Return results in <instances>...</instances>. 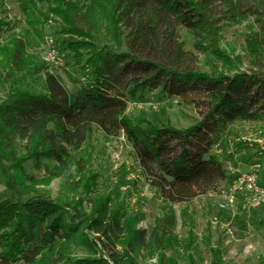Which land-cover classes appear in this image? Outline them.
Instances as JSON below:
<instances>
[{
    "label": "trees",
    "instance_id": "1",
    "mask_svg": "<svg viewBox=\"0 0 264 264\" xmlns=\"http://www.w3.org/2000/svg\"><path fill=\"white\" fill-rule=\"evenodd\" d=\"M40 2L63 20L65 34L76 37L66 48L88 75L70 92L47 69L42 91L15 88L0 102V264H140L137 249L147 232L137 227L138 215H127L122 204L112 206L110 194H95L91 211L79 218L75 205L61 203L39 187L51 183V176L37 179L24 165L61 163L68 148H81L96 131L106 138L124 134L142 176L163 203L187 205L216 191L228 177L224 162L213 152L217 141L238 120L264 119V0H87L83 5L75 0H21L26 21L35 30L43 23ZM222 16L236 24L252 18L258 25L256 30L250 27L247 39L248 71L241 70L243 57H230L219 47ZM100 20L106 22L115 47L96 43ZM9 27L0 20V40ZM180 28L191 31L195 48L224 68L206 72L191 67ZM28 46L25 37L8 36L0 48V84L7 81L3 73L14 76L27 68ZM152 91L192 105L199 121L179 129L127 115L129 100ZM18 139L27 140L21 155ZM187 216L191 214L184 207V223ZM176 224L170 209L151 230L158 264H180L174 254H166L174 247ZM260 224L264 226V214ZM79 236L96 251L103 247L104 254L76 257L73 245ZM194 240L190 229L187 264H197L190 252ZM32 241L36 244L30 254ZM210 251L212 264H225L220 247Z\"/></svg>",
    "mask_w": 264,
    "mask_h": 264
},
{
    "label": "rangeland",
    "instance_id": "2",
    "mask_svg": "<svg viewBox=\"0 0 264 264\" xmlns=\"http://www.w3.org/2000/svg\"><path fill=\"white\" fill-rule=\"evenodd\" d=\"M75 1L80 5L87 2ZM37 8L44 13V17L43 23L35 30L26 21L21 0H0V20L10 25L5 33H1L0 48L12 33L25 37L29 45L26 58L28 69L17 72L14 76L3 73L7 81L0 84V102L6 101L15 88L42 91L47 69L57 75L70 92L77 91L86 81L88 72H82L73 52L66 48L67 42L76 40V37L63 32L66 27L63 20L50 13L47 4L40 2ZM253 23L250 18L242 24H236L227 16H222L218 21L221 28L219 47L230 57L238 55L244 58L242 71H248L250 66L246 44L250 27L258 29V25ZM96 29L98 34L95 40L99 46L108 44L115 47L105 21L100 20ZM179 35L191 67L206 72L224 68L211 54L195 48L191 31L180 28ZM123 41L122 50L125 51V37ZM52 54L63 65L49 63ZM41 66L46 68L38 70ZM127 115L136 121L145 119L156 124H171L179 129H186L200 119L192 105L185 104L176 97L168 98L158 91L147 92L144 98L129 100ZM16 145L17 155L26 152V139H18ZM214 153L227 168L226 182L221 183L216 191L199 196L187 205L163 203L160 193L146 183L142 176L134 150L124 134L106 138L96 131L81 148H68L63 162L44 160V164L48 165L26 163L24 168L26 173L37 179L51 176V183L39 187L49 190L53 199L75 205L74 214L79 218L91 211L95 194H110L112 206L122 204L127 215H138L140 221L137 227L147 232L142 245L137 249L140 264H158L156 248L152 247L151 230L157 218L170 209L175 211L177 224L173 232L174 247L167 249L166 254H174L180 264H187L185 244L190 229H193L195 235L190 252L195 256L197 264H212L211 247L221 248L225 264H264V226L260 224L264 214L263 207L247 213L242 207V198H238L229 209L220 207L221 203L228 201V193L233 187V169L238 170L239 175L240 171H252L259 164L258 177L264 183V119L238 120L231 124L214 146ZM93 177L97 179L92 181ZM88 183L92 185L93 191H89ZM3 189L4 184L1 182L0 190ZM184 207L191 214L190 217L187 216L185 223L182 217ZM35 244L32 241L28 253H32ZM102 248L100 252L90 248L79 236L73 245V253L79 258L101 257L105 252Z\"/></svg>",
    "mask_w": 264,
    "mask_h": 264
},
{
    "label": "built area",
    "instance_id": "3",
    "mask_svg": "<svg viewBox=\"0 0 264 264\" xmlns=\"http://www.w3.org/2000/svg\"><path fill=\"white\" fill-rule=\"evenodd\" d=\"M54 54L49 58V63H60ZM259 164L254 166L252 171H240L233 187L229 191L228 201L221 203L220 207L224 210L232 207L238 198H242V207L245 211L251 212L253 209L264 207V183L258 177ZM232 173H235L232 170Z\"/></svg>",
    "mask_w": 264,
    "mask_h": 264
},
{
    "label": "crops",
    "instance_id": "4",
    "mask_svg": "<svg viewBox=\"0 0 264 264\" xmlns=\"http://www.w3.org/2000/svg\"><path fill=\"white\" fill-rule=\"evenodd\" d=\"M213 152H214V149H213ZM225 165V164H224ZM230 166H229V169H231L232 167H231V164H229ZM233 171L235 172V173H232L233 174V176H232V178H233V183L235 182V180L237 179V177H238V170H234L233 169ZM228 178V177H227ZM224 182H226V180L224 181Z\"/></svg>",
    "mask_w": 264,
    "mask_h": 264
}]
</instances>
